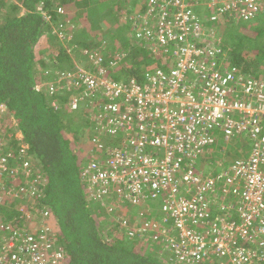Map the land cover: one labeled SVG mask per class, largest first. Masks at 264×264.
Returning a JSON list of instances; mask_svg holds the SVG:
<instances>
[{"label": "trees", "instance_id": "16d2710c", "mask_svg": "<svg viewBox=\"0 0 264 264\" xmlns=\"http://www.w3.org/2000/svg\"><path fill=\"white\" fill-rule=\"evenodd\" d=\"M211 1L188 0L203 31L198 44L217 47L221 71L264 79V0H257L261 7L248 19L219 10L218 2L206 4ZM150 5L149 0H0V156L8 166L0 177L1 236H37L40 230L33 226L43 222L53 237L51 251L64 252L60 264H179L155 238L156 228L171 222L150 203L160 204V197L134 204L114 200L108 210L87 192L81 170L110 144L105 135L94 140L97 125L88 114L102 99L72 109L79 91L66 90L61 78L80 67L94 72L101 66L112 80L141 84L155 69L168 71L173 47L135 36L136 25H150L140 17ZM62 32L71 37L59 36ZM211 132L216 139L194 166L216 177L236 151H223L235 137L225 140L221 132ZM235 140L241 143L235 159L246 157L247 142L241 136ZM251 147L250 141L249 152ZM26 161L28 176L22 170ZM225 199L230 206L235 196ZM136 223L156 228L142 232L134 229Z\"/></svg>", "mask_w": 264, "mask_h": 264}, {"label": "built area", "instance_id": "2783aa9c", "mask_svg": "<svg viewBox=\"0 0 264 264\" xmlns=\"http://www.w3.org/2000/svg\"><path fill=\"white\" fill-rule=\"evenodd\" d=\"M149 2L140 17L150 25H136L135 36L173 47L168 71L155 69L141 84L112 80L101 66L61 76L66 90L79 91L70 101L72 109L85 100L102 99L92 120L98 136L105 135L110 144L82 168L86 190L108 210L114 200L134 204L160 197L171 222L159 228L136 223L134 229L156 228L155 238L176 263L264 264V79L221 71L217 47L198 44L203 31L188 0ZM214 2L219 10L237 11L244 19L261 7L257 0L206 4ZM212 130L225 140L246 134L252 146L246 157L231 161L216 177L194 166L216 139ZM26 166L28 161L22 168L28 176ZM7 168L0 156V177ZM2 188L0 184V197ZM227 194L235 196L230 206ZM35 227L37 236L0 233V264H60L64 252L51 251L50 227L43 222Z\"/></svg>", "mask_w": 264, "mask_h": 264}, {"label": "rangeland", "instance_id": "374dc122", "mask_svg": "<svg viewBox=\"0 0 264 264\" xmlns=\"http://www.w3.org/2000/svg\"><path fill=\"white\" fill-rule=\"evenodd\" d=\"M100 25H101V28L103 30H105L106 23L103 21V22L100 23ZM211 30H206L208 36H209ZM63 35H66V37L67 36L68 37H71L70 34H68L66 32H62V33L59 34V36H61V37H63ZM205 38L207 39V37H205ZM140 39L146 40L144 37H141ZM214 45H216V44H214ZM122 50L125 51L124 49H122ZM146 71L147 70H143L142 72L144 73ZM57 81H60V79H57ZM82 106H84V104H81L80 105V107H82ZM94 106H95L94 104H91L90 111L87 109V111H89L88 114H91L90 118L96 114V110L97 109ZM96 135H98V134H96ZM99 136L100 137H104L103 135H99ZM235 139H237V137H235L229 144H226L225 145L226 147L223 149V151H225V152H227V150H228L227 148H230V147H234V149H236V151L231 152L230 155L226 156L227 161L225 160V163L226 162H229L230 163L232 160H234L236 157H238V154H237L238 152L237 151H238V148L241 147L240 146L241 143H240L239 140L236 143V140ZM241 139H244L247 142V145H246L248 147L247 154H249L248 152H249V148H250V141H249L248 137L246 136V134H241ZM114 140H116V138H114ZM232 142H233V144H232ZM219 144H221V140L218 141L216 147L219 146ZM218 152L221 153L219 150H218ZM247 154L245 156H247ZM16 201H21V200H20V198L16 197ZM153 202H156V204H157L156 207H158V208L160 207V204H159V201L158 200H156V201L151 200L150 201V203H153Z\"/></svg>", "mask_w": 264, "mask_h": 264}]
</instances>
